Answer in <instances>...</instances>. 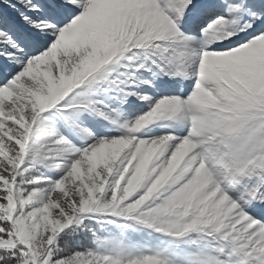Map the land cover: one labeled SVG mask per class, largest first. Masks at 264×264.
Instances as JSON below:
<instances>
[{
  "label": "snow or ice",
  "instance_id": "snow-or-ice-1",
  "mask_svg": "<svg viewBox=\"0 0 264 264\" xmlns=\"http://www.w3.org/2000/svg\"><path fill=\"white\" fill-rule=\"evenodd\" d=\"M0 264H264V0H0Z\"/></svg>",
  "mask_w": 264,
  "mask_h": 264
}]
</instances>
